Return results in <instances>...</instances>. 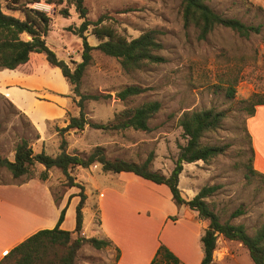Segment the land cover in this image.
<instances>
[{"label": "rangeland", "instance_id": "rangeland-1", "mask_svg": "<svg viewBox=\"0 0 264 264\" xmlns=\"http://www.w3.org/2000/svg\"><path fill=\"white\" fill-rule=\"evenodd\" d=\"M182 0H85L88 8L87 18L96 21L102 17V24L111 25L128 38H134L147 29L159 30V40L163 48L159 51L165 60L150 63L142 68L126 70L118 59L108 56L98 49L92 50V60L86 67L81 83L83 94H106L113 97L86 99L84 111L96 122H108L115 114L126 107H136L144 102L158 100L161 109L149 121L150 130L127 128L104 131L86 126L85 129H70L59 133L71 116H78L80 107L73 85L61 74L59 69L46 70L45 61L38 63L39 74L25 76L32 88L48 83L52 89H62V83L72 90V105L62 119L50 121L49 128L58 132L55 138L42 141L35 122L11 100V82L0 84V154L14 158L15 147L23 138L30 141L35 152L42 149L52 154L59 153L62 137L67 140L69 153L87 156L97 145L105 148L109 157H121L142 163L153 155L151 168L169 175L186 139L179 119L186 111L214 108L224 111V118L218 128L205 133L202 142L222 147V152L208 161L185 162L180 175L179 187L186 198H192L205 185H215L216 190L207 197L210 207L222 221L244 224L251 235L264 224V177L250 169L251 143L248 136L247 121L250 98L253 94L264 95V11L261 0H210L209 5L224 16L237 17L248 24L262 23L260 33L242 37L231 28L217 26L206 39H198L194 26L186 27L181 16ZM6 13L24 18L21 5L27 4L46 11L51 19L46 40L57 55L72 68L81 61L82 39L69 30V26L79 27L83 19L75 7H70V16L59 13L60 6L46 3V0H0ZM15 7V8H14ZM14 8V9H12ZM264 8V7H263ZM90 25L85 32L88 41L97 45L101 40L93 33ZM24 38H29L23 34ZM0 67V71H3ZM10 83V84H9ZM128 85H139L145 90L125 100L115 98V94ZM234 87L231 96L228 89ZM42 99L43 95H37ZM42 169L37 164L33 173L38 176ZM78 169V170H77ZM72 175L85 186L90 195L84 211L87 232L90 222L98 226L104 213L108 219L112 208L99 201L98 187H108L122 174L105 173L100 164L90 167H77ZM27 176H23L26 179ZM11 172L1 169V180H13ZM22 179V178H20ZM66 176L52 168L48 182L58 199L68 188ZM103 190V189H102ZM80 191V188H79ZM97 194V195H96ZM87 200V199H86ZM96 201V202H95ZM146 203L137 204L125 200L119 207L123 228L113 226L120 243L129 251L138 249L141 257L150 253L151 242L164 243L171 240L183 250H188L192 239L193 226L189 218L180 212L165 224L160 218L166 207L160 199L153 204V210ZM151 206V205H150ZM188 211L196 213L185 206ZM100 210V211H99ZM167 210V209H166ZM169 210V209H168ZM236 213V214H235ZM197 217V216H196ZM176 222V223H175ZM207 220L201 222L204 232ZM102 233H104V230ZM177 230L179 240L176 235ZM120 234V235H119ZM118 247L97 249L85 244L78 251V264H114ZM5 261L4 264H11ZM213 264H254L249 250L241 242L219 236L214 252Z\"/></svg>", "mask_w": 264, "mask_h": 264}, {"label": "trees", "instance_id": "trees-1", "mask_svg": "<svg viewBox=\"0 0 264 264\" xmlns=\"http://www.w3.org/2000/svg\"><path fill=\"white\" fill-rule=\"evenodd\" d=\"M210 0H182L181 16L186 27L194 26L198 33V39H206L217 27L225 26L231 28L242 37H249L252 33H260L263 24H248L237 17L224 16L215 11L208 3ZM46 3L60 6L59 13L69 17L70 7L73 5L83 22L79 27L69 26L74 34L82 39L83 49L81 61L76 62L72 68L64 59L58 57L57 53L48 45L46 36L49 32L50 15L41 9L29 7L27 4L16 9H21L24 18L6 13L0 2V67L17 70L24 73L32 71L31 55L43 53L51 68L58 67L63 75L73 85L76 95L80 96L78 116H71L65 127L59 128L63 133L70 129L83 130L88 125L92 128L104 131L124 130L134 128L137 130H150L149 121L161 109V102L152 100L142 103L136 107H126L117 112L115 117L104 123L92 121L84 111L86 99H100L113 97L111 93L83 94L80 87L86 67L92 60V50L98 49L108 56L118 59L126 70L142 68L150 63H161L165 58L159 54L163 43L159 40V30L147 29L134 38H128L111 25L102 24L103 18L90 21L87 18L88 8L85 0H46ZM15 8V7H14ZM12 8V9H14ZM263 11L264 8L260 7ZM93 25V33L101 41L97 45L89 43L85 32ZM27 34L29 38H24ZM145 89L139 85H128L115 94V98L125 100L130 96L142 93ZM234 87L228 89V94H234ZM251 105L248 108L249 116L255 113L256 106L264 103V95L253 94L250 98ZM224 111L214 108L186 111L179 119L186 139L185 145L181 147L176 159L175 166L169 175L151 168L153 155H149L142 163L126 160L121 157H109L105 148L97 145L87 156L69 153L66 150L67 140L62 137L60 143L61 151L57 155L49 154L42 149L35 152L30 141L23 138L15 147L14 158L0 154V180L1 169H8L14 179L22 176L35 177L33 170L37 164L45 169L41 170L38 177L46 180L49 177L48 170L56 168L66 176V186H77L80 188L78 195L80 201L76 206V226L74 230L60 228L63 222L66 207L61 210L58 223L53 228L40 229L27 239L11 249L0 261H12L11 264H78V251L85 244L94 248L102 249L108 247L111 242L95 236L86 237L82 234L84 222V207L87 193L85 186L76 181L72 170L77 167L87 168L94 164H100L105 173L132 172L137 176L150 180L157 184H165L172 193V200L178 206H187L197 211L199 217L208 221V225L201 235L203 258L201 264H213L214 252L217 247L219 236L230 240L241 242L249 250L254 264H264V224H262L251 235L247 232L244 224H234L230 221H222L219 215L210 207L207 197L217 188L215 185L203 186L192 198H186L179 187L180 175L185 162L208 161L222 152V147L209 145L202 142L206 132L218 128L223 120ZM251 143L250 169L253 173L264 177V174L254 169V148L251 135L248 131ZM236 214V213H235ZM175 219L174 216H171ZM120 249H117L115 263L119 260ZM150 264H184L181 259L164 243H160L154 258Z\"/></svg>", "mask_w": 264, "mask_h": 264}, {"label": "crops", "instance_id": "crops-1", "mask_svg": "<svg viewBox=\"0 0 264 264\" xmlns=\"http://www.w3.org/2000/svg\"><path fill=\"white\" fill-rule=\"evenodd\" d=\"M261 1L264 7V0ZM48 45L53 47L50 43ZM40 60L45 61L46 70L59 69L63 75L60 68L49 67L48 61L43 53H33L31 55L32 71L30 73L8 68L3 69V71H0V84L11 82L13 88L8 92L11 100L35 122L40 132L39 138L42 141L52 140L53 142L58 132L56 129H54V132L50 130L49 122L62 119L66 112L70 110L72 97L68 94L72 93V90L69 86H66V82L62 83V89H52L46 82L40 87L32 88L27 83L28 79L25 76L35 75L36 79H42L38 70ZM39 94L44 97L39 99L37 97ZM67 124L68 122H64L63 125L66 126ZM247 128L251 135L254 148V169L264 174V103L256 106L255 113L248 118ZM45 151L52 154L48 150ZM43 169L45 167L42 165L41 170ZM51 170H48V172H51ZM116 174L122 175L117 180L109 182L108 187L105 186L102 188L103 190L100 188L101 186L98 187L100 191L99 201L103 206L107 202L114 213L110 214V219L104 213V220L100 219L98 226L95 222H90L88 228L91 229L90 232H87L84 214L82 234L86 237L95 236L109 240L111 242L109 245L110 250L113 246L118 247L120 249V257L116 264H150L160 242H151L150 253L146 257H141L138 249L128 251L116 236L118 228H123L119 207L121 208L124 199H127L134 203L136 209L140 208L137 204L147 202L148 205H145L147 206L146 208L152 211L153 204L163 199L166 207L162 210L160 218H164L165 224L168 223L170 215L174 216L177 214L180 216V212L182 211L189 218V223L194 225L193 232L190 235L192 242L187 245L188 250H183L177 244L174 246L170 239H164V244L184 264H201L203 258L201 235L203 232L201 230L202 219L199 215L188 211L185 206L178 207L172 200V193L169 187L165 184L154 183L132 172H120ZM20 178L9 181L0 180V261L11 249L38 230L56 226L61 210L64 207H66V213L63 222L60 224V228L72 231L76 226V206L80 201V196L78 195L79 188L77 186L68 187L56 199L48 182L49 177L46 180H41L38 176L26 179H23L22 176ZM76 181L80 182L79 179H76ZM89 198L90 195L87 197L86 204ZM179 218L175 219V221H178ZM113 226L117 227L116 231L113 229ZM101 229L104 230V233H102ZM178 233L179 231L177 230V236H179ZM181 238V236L178 237L179 240Z\"/></svg>", "mask_w": 264, "mask_h": 264}]
</instances>
